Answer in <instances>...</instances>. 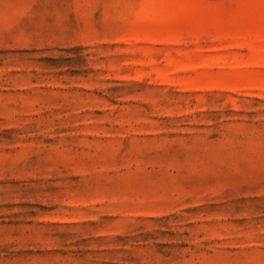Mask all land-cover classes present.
<instances>
[{
  "label": "rangeland",
  "instance_id": "rangeland-1",
  "mask_svg": "<svg viewBox=\"0 0 264 264\" xmlns=\"http://www.w3.org/2000/svg\"><path fill=\"white\" fill-rule=\"evenodd\" d=\"M0 264H264V0H0Z\"/></svg>",
  "mask_w": 264,
  "mask_h": 264
}]
</instances>
